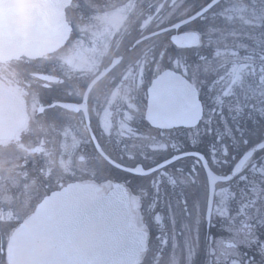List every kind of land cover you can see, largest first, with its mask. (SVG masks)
I'll use <instances>...</instances> for the list:
<instances>
[{
  "label": "flooded vegetation",
  "instance_id": "1",
  "mask_svg": "<svg viewBox=\"0 0 264 264\" xmlns=\"http://www.w3.org/2000/svg\"><path fill=\"white\" fill-rule=\"evenodd\" d=\"M209 2L71 0L55 51L0 60V264L15 228L70 184L101 195L123 189L142 235L137 264H264V151L229 175L246 147L264 149V114L253 112L264 106L245 104L239 115L228 106L226 115L204 103L215 16L173 28ZM168 71L191 83L202 113L159 96L149 106L150 87ZM185 153L194 155L178 159ZM136 167L151 173H128Z\"/></svg>",
  "mask_w": 264,
  "mask_h": 264
},
{
  "label": "water",
  "instance_id": "2",
  "mask_svg": "<svg viewBox=\"0 0 264 264\" xmlns=\"http://www.w3.org/2000/svg\"><path fill=\"white\" fill-rule=\"evenodd\" d=\"M70 1L0 0V60L34 59L55 51L67 37L65 9ZM220 1L212 0L174 28L202 16ZM149 92V106L155 105L159 96L158 101L164 105H181L185 111L187 107L202 110L195 88L170 71L156 78ZM190 155L194 154L178 158ZM200 159L208 175L218 181L202 156ZM140 170L136 167L127 171L137 175L151 173ZM124 193L120 188L117 193L101 195L73 184L45 197L7 240V264H136L144 250L142 235L131 225L129 201ZM211 199L212 190L207 215Z\"/></svg>",
  "mask_w": 264,
  "mask_h": 264
},
{
  "label": "rangeland",
  "instance_id": "3",
  "mask_svg": "<svg viewBox=\"0 0 264 264\" xmlns=\"http://www.w3.org/2000/svg\"><path fill=\"white\" fill-rule=\"evenodd\" d=\"M229 2L230 0H225L218 9L211 13V16L224 18V22L228 26L233 24L232 33H230L231 35H228L227 38H231L230 40L232 41H234V39L237 40L234 44H239L241 46L239 49L247 52L249 48L244 46L243 40H241L239 36L244 35V37L254 38L256 31L255 28L251 26L252 21L249 20V18L247 19V16H251L252 19L255 20L258 16L260 17V15H254V12L245 9L237 12L233 17L231 13L235 9ZM262 19H264V16H262ZM225 28L230 30L229 27ZM234 31L236 32L234 33ZM251 48L248 54L254 56L253 49L255 48L253 46ZM237 53V49L229 46V48L218 52L216 51L213 54L219 66L217 72L213 73L215 76L212 82L213 84L208 88L212 93L209 103L223 107L224 111L227 110V114L229 111L227 109L228 106L232 107V112L234 109L240 112L242 106L245 104L247 105L248 99L264 98V87L261 86V84H257V81L251 80L252 77L254 80L257 74L260 76L259 80H261L262 75H264V70H262L264 68L256 66L254 63L255 59L250 58L248 55L242 56ZM234 102L236 105H233ZM132 179L134 183H143L146 181V178L140 177Z\"/></svg>",
  "mask_w": 264,
  "mask_h": 264
},
{
  "label": "trees",
  "instance_id": "4",
  "mask_svg": "<svg viewBox=\"0 0 264 264\" xmlns=\"http://www.w3.org/2000/svg\"><path fill=\"white\" fill-rule=\"evenodd\" d=\"M230 5L235 9L232 11V16L234 17L237 12L241 11V10H250L252 12H254L255 14L260 15V17L258 16L257 19L253 20L252 17L247 16V19L249 18V20L252 21V27L255 28V36L254 38H248V37H244V35H240V39L243 40V44L245 47H248L249 51L250 49H252L251 47L253 46L255 49L254 50V56H251L249 53V51L245 52L241 48V46L238 44H234L237 42V40L234 39V41L230 40L231 38H227L228 35H231L230 33H232L231 30H233L234 26L232 25H226L224 22V18L221 17H216L215 19V24H216V33H215V46H216V51H222L224 49H227L230 47L237 49V54H240L242 56L244 55H248L250 58L255 59V64L256 66H259L261 68H264V59H262V57H264V19H262V16H264V0H230ZM222 4V2H221ZM217 5L215 8H219V6L221 5ZM229 5V6H230ZM225 27H229L230 30L226 29ZM236 28V27H235ZM236 31H234L235 33ZM208 51V49L206 50ZM219 64L217 62L214 63V65H202L201 68V74L204 75L202 78L205 79L206 81H211L212 79H214V75L213 73L217 72ZM213 68V69H211ZM259 75L257 74L254 77L251 78L252 81H257V84H261V86L264 87V75H262V79L259 80ZM258 78V79H257ZM212 95V93H207V90L204 91V94L202 95V99L204 101H208L209 97ZM249 105L252 106H264V98H253L251 100L248 101ZM233 105H236V103L234 102ZM264 109H259V111H254V114H264V111H262ZM234 113H237L238 115L240 114L239 110L234 109L233 111ZM225 114L227 115V110H225ZM261 119V118H259ZM238 121H240V116H238L237 118Z\"/></svg>",
  "mask_w": 264,
  "mask_h": 264
},
{
  "label": "snow or ice",
  "instance_id": "5",
  "mask_svg": "<svg viewBox=\"0 0 264 264\" xmlns=\"http://www.w3.org/2000/svg\"><path fill=\"white\" fill-rule=\"evenodd\" d=\"M262 59H264V57H262ZM264 70V69H262ZM264 111V110H262ZM229 139H231V137H229ZM244 145L247 146L248 144V141L245 140L243 141ZM260 151H264V149H257L255 146H253L252 149H248L247 147L245 148V151L241 152L240 153V156H239V159L237 161V163L235 164V166L233 167L232 171L229 173L230 176H237L239 175L240 173L244 172L245 171V168L248 166V161L249 159L254 155V154H258ZM203 155V154H201ZM210 155L215 158V149H210ZM222 155L223 156H227L228 155V149H227V146L226 145H222ZM234 160L236 159V155L233 154V157H232ZM262 163H264V160L261 161ZM252 168L254 169L255 168V165L253 164L252 165ZM183 169H180V171H182ZM185 199V205H187L188 203V199L187 197L184 198ZM159 219V218H157ZM209 228L211 227H214V224L213 223H209L208 224ZM198 235H197V242H198ZM196 252L195 250L193 251L192 253V256H193V259L195 258L196 256Z\"/></svg>",
  "mask_w": 264,
  "mask_h": 264
}]
</instances>
